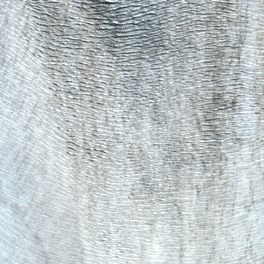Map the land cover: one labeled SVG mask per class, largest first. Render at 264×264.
Instances as JSON below:
<instances>
[{"label":"snow or ice","instance_id":"snow-or-ice-1","mask_svg":"<svg viewBox=\"0 0 264 264\" xmlns=\"http://www.w3.org/2000/svg\"><path fill=\"white\" fill-rule=\"evenodd\" d=\"M0 264H264V0H0Z\"/></svg>","mask_w":264,"mask_h":264}]
</instances>
